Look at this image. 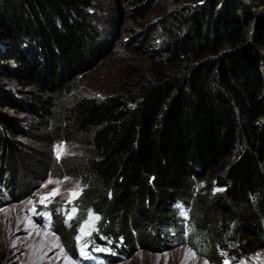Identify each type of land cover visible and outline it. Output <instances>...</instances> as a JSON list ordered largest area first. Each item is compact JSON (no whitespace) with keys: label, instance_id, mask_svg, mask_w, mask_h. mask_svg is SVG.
I'll return each mask as SVG.
<instances>
[{"label":"trees","instance_id":"1","mask_svg":"<svg viewBox=\"0 0 264 264\" xmlns=\"http://www.w3.org/2000/svg\"><path fill=\"white\" fill-rule=\"evenodd\" d=\"M192 1L163 25L157 52L175 70L98 98L71 94L109 54L85 17L92 0H0V207L20 198L19 166L29 193L53 174H81L79 220L51 209L74 258L70 227L90 209L100 221L84 245L105 264L183 244L211 264L264 250V0ZM8 79L30 89L27 100L5 91ZM9 109L30 112L33 129ZM66 141L96 155L58 158ZM230 156L213 179L223 190L197 193Z\"/></svg>","mask_w":264,"mask_h":264},{"label":"rangeland","instance_id":"2","mask_svg":"<svg viewBox=\"0 0 264 264\" xmlns=\"http://www.w3.org/2000/svg\"><path fill=\"white\" fill-rule=\"evenodd\" d=\"M239 1V0H238ZM192 0H92L85 17L97 28L100 39L109 47V54L92 70L84 73L73 84V97H107L121 92L135 90L141 83L154 79L158 74L171 73L175 69L158 54L166 38L163 25L173 16H186L187 8L196 7ZM140 8V11H139ZM142 11V12H141ZM136 45H139L138 47ZM157 52V53H156ZM158 54V55H157ZM5 91L27 100L30 89L15 81L5 80ZM18 115L23 121L21 127L32 130L36 124L30 112L8 113ZM15 115V116H16ZM21 141H26L21 138ZM30 144V143H28ZM58 158L91 157L96 151L74 141L55 144ZM28 162L31 158H27ZM235 160L230 156L224 167L212 175V179L200 184L197 193L212 197L223 190L213 180L218 173L228 168ZM70 166V164H69ZM8 178V174L6 175ZM28 173L19 166L17 174V201L0 207V261L6 264H105L104 260L84 245L87 237L96 233L100 216L90 209L87 218L70 227L78 229L73 233V242L80 246L82 259L74 258L69 251L68 236H61L52 227L51 209L59 205L69 217L79 220L81 214L76 205L85 190L81 174L56 175L48 177L33 193L27 192ZM182 215L188 214L184 207ZM110 264V263H107ZM113 264H211L188 244L175 249L153 252L140 250L120 262ZM224 264H264V250L252 260H234L226 256Z\"/></svg>","mask_w":264,"mask_h":264}]
</instances>
